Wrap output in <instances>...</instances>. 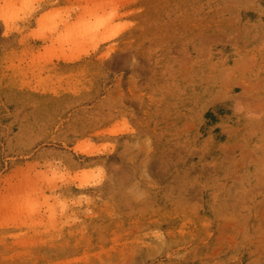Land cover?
<instances>
[{
	"label": "rangeland",
	"instance_id": "374dc122",
	"mask_svg": "<svg viewBox=\"0 0 264 264\" xmlns=\"http://www.w3.org/2000/svg\"><path fill=\"white\" fill-rule=\"evenodd\" d=\"M0 264H264V0H0Z\"/></svg>",
	"mask_w": 264,
	"mask_h": 264
},
{
	"label": "clouds",
	"instance_id": "9594fccd",
	"mask_svg": "<svg viewBox=\"0 0 264 264\" xmlns=\"http://www.w3.org/2000/svg\"><path fill=\"white\" fill-rule=\"evenodd\" d=\"M237 110H242V109L238 106V109Z\"/></svg>",
	"mask_w": 264,
	"mask_h": 264
},
{
	"label": "bare ground",
	"instance_id": "6f19581e",
	"mask_svg": "<svg viewBox=\"0 0 264 264\" xmlns=\"http://www.w3.org/2000/svg\"><path fill=\"white\" fill-rule=\"evenodd\" d=\"M75 45V43H73ZM109 54V53H108ZM91 155V154H90Z\"/></svg>",
	"mask_w": 264,
	"mask_h": 264
}]
</instances>
